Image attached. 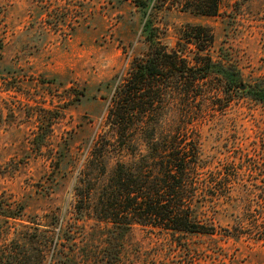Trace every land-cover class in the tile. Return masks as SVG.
<instances>
[{
	"label": "rangeland",
	"instance_id": "1",
	"mask_svg": "<svg viewBox=\"0 0 264 264\" xmlns=\"http://www.w3.org/2000/svg\"><path fill=\"white\" fill-rule=\"evenodd\" d=\"M143 23L130 0H0V196L21 202L40 224L55 216L70 230L57 243L62 259L49 255L45 264H264V106L240 93L264 77V0H219L214 16L155 13L161 44L181 45L189 59L193 47L179 40L185 26L208 28L215 66L237 72L244 88L229 89L215 66L176 90L161 79L151 108L138 115L143 123L122 145L107 110L132 59L147 52ZM40 122L49 138L36 151ZM182 129L198 142L203 189L214 196L204 216L215 233L134 223L110 235L92 207L114 167L137 168L143 138L168 139ZM76 186L93 188L84 221L74 213Z\"/></svg>",
	"mask_w": 264,
	"mask_h": 264
},
{
	"label": "trees",
	"instance_id": "2",
	"mask_svg": "<svg viewBox=\"0 0 264 264\" xmlns=\"http://www.w3.org/2000/svg\"><path fill=\"white\" fill-rule=\"evenodd\" d=\"M130 3L144 19L142 31L148 49L144 57L132 59L125 76L116 83L108 106L107 123L122 145L127 143L131 128L137 130L143 123L138 115L143 116L151 108L158 81L164 79L176 90L183 83L206 79L215 66L209 55L213 36L208 28L185 26L179 40L193 47L189 59L178 49L179 42L176 49L171 50L161 44L158 39L161 29L153 24L155 13L177 10L214 16L219 0H130ZM215 67L229 89L240 90L241 78L237 72L227 74L220 64ZM240 93L264 106V77L255 79ZM58 115H62L61 111ZM45 126L40 122L32 138V149L36 151H40L49 138L42 132ZM182 130L183 133L176 132L168 139L143 138L146 153L138 154L143 164L137 168L126 163L114 167L92 207L96 220L109 226L110 235L114 230L126 234L134 223L178 235L215 233L213 219L204 216V204L207 202L208 207H212L214 196L210 189H203L198 142L188 136L187 130ZM94 149L95 145L87 156V163L93 159ZM92 189L83 193L80 186L75 188L76 197H80L74 204L77 220L84 221L88 217L86 211L90 208ZM57 221V217L51 216L49 222L40 224L39 217L27 214L21 202L0 196V264H45L49 255L61 260L63 254L58 251L57 243L61 237H67L70 230L58 226ZM100 264H112L111 259L102 260Z\"/></svg>",
	"mask_w": 264,
	"mask_h": 264
},
{
	"label": "water",
	"instance_id": "3",
	"mask_svg": "<svg viewBox=\"0 0 264 264\" xmlns=\"http://www.w3.org/2000/svg\"><path fill=\"white\" fill-rule=\"evenodd\" d=\"M244 86H240V89L243 90Z\"/></svg>",
	"mask_w": 264,
	"mask_h": 264
}]
</instances>
